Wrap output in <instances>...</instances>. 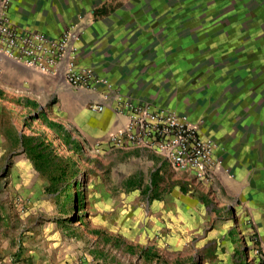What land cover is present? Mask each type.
Listing matches in <instances>:
<instances>
[{
  "label": "crops",
  "instance_id": "0c3cea01",
  "mask_svg": "<svg viewBox=\"0 0 264 264\" xmlns=\"http://www.w3.org/2000/svg\"><path fill=\"white\" fill-rule=\"evenodd\" d=\"M8 17L22 33L41 32L52 39L75 34L78 66L93 70L109 85L74 90L60 76L42 74L0 54V101L13 99L46 109L52 120L73 135L110 138L128 123L117 114L116 99L125 98L136 105L170 110L214 142L220 169L210 182L216 183L224 174L244 176L247 162L255 161L253 155L240 156L235 151L240 138L233 140L228 132L231 126L236 133L255 123L264 129L262 95L258 100L250 96L251 90L257 94V88L264 89V76L252 79L251 75L255 69L264 73V0H14ZM250 21L252 26L244 29ZM239 118L244 120L242 125L236 121ZM128 147L138 154L144 151ZM165 163L169 175L172 170ZM172 176L174 181L181 178L174 172ZM256 178L248 180L257 183L256 192L262 196L264 174ZM152 190L145 203L129 206L124 219L127 230L136 216L149 214L148 199H155V208L169 206ZM139 194L131 193L129 202H136ZM173 195L171 205L180 216L176 188ZM249 209L257 214L256 227L264 246V202L253 198ZM163 215L159 211L155 218ZM116 228L109 230L114 240Z\"/></svg>",
  "mask_w": 264,
  "mask_h": 264
},
{
  "label": "rangeland",
  "instance_id": "374dc122",
  "mask_svg": "<svg viewBox=\"0 0 264 264\" xmlns=\"http://www.w3.org/2000/svg\"><path fill=\"white\" fill-rule=\"evenodd\" d=\"M246 25L248 30L251 21ZM251 75L258 79L264 73L255 69ZM263 91L251 90L250 96L258 100L262 95L264 102ZM42 113L54 121L46 109L13 99L0 101V139L4 140L0 144V264H260L264 246L256 227L257 214H250L249 208L253 198L264 202V195L249 180L264 174V166L256 167L264 163L263 125L255 123L236 133L229 127L230 137L240 138L241 146L235 151L254 156L253 164H246L249 173L224 174L213 183L198 182L170 168L181 176L174 181L172 173L164 171L167 164L160 156L113 146L109 136L72 133L82 150L70 153L41 120ZM241 120L236 121L242 125ZM39 133L48 136L56 154L73 159L57 187L37 170L18 141ZM151 187L160 202L169 206L155 208V199H148L149 214L136 216L127 230L124 219L129 206L145 203ZM175 188L181 198L180 216L171 205ZM134 191L141 194L136 202H129ZM79 195L84 202L80 209ZM159 211H164V218H155ZM114 227L115 240L109 232ZM129 233H133L130 238Z\"/></svg>",
  "mask_w": 264,
  "mask_h": 264
},
{
  "label": "built area",
  "instance_id": "2783aa9c",
  "mask_svg": "<svg viewBox=\"0 0 264 264\" xmlns=\"http://www.w3.org/2000/svg\"><path fill=\"white\" fill-rule=\"evenodd\" d=\"M10 4V0L0 2V54L42 74L60 76L74 90H96L109 85L93 70L78 66L75 34L67 32L59 39H52L41 32L22 33L8 17ZM116 101L117 114L125 116L128 123L110 136L111 145L153 152L172 170L198 182L210 181L220 169L214 142L204 139L198 127L186 118L167 109L136 105L125 98ZM259 253L260 264H264V249Z\"/></svg>",
  "mask_w": 264,
  "mask_h": 264
},
{
  "label": "trees",
  "instance_id": "16d2710c",
  "mask_svg": "<svg viewBox=\"0 0 264 264\" xmlns=\"http://www.w3.org/2000/svg\"><path fill=\"white\" fill-rule=\"evenodd\" d=\"M40 117L42 121L48 123L49 128L57 133V137L68 148L70 153H75L79 149L80 151L82 150L80 143L73 138L72 132L65 126L53 120V122H50L45 113H42ZM18 141L26 155L34 162L37 170L48 175L52 180V187H57L60 180L73 165L72 157L65 158L56 154L54 145L48 141V136L45 133H39V135L31 137L22 136ZM83 205V197L79 195L78 208H82Z\"/></svg>",
  "mask_w": 264,
  "mask_h": 264
}]
</instances>
